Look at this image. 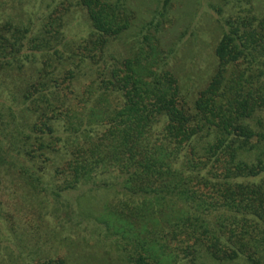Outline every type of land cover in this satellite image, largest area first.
I'll return each instance as SVG.
<instances>
[{"label":"trees","instance_id":"16d2710c","mask_svg":"<svg viewBox=\"0 0 264 264\" xmlns=\"http://www.w3.org/2000/svg\"><path fill=\"white\" fill-rule=\"evenodd\" d=\"M59 1L0 19V264H89L90 226L122 264H264V0H196L223 32L204 87L166 29L183 0Z\"/></svg>","mask_w":264,"mask_h":264},{"label":"rangeland","instance_id":"374dc122","mask_svg":"<svg viewBox=\"0 0 264 264\" xmlns=\"http://www.w3.org/2000/svg\"><path fill=\"white\" fill-rule=\"evenodd\" d=\"M52 0H0V19L6 21L10 17H14L17 20H22L23 23L28 22L30 19L36 21L34 25L40 27L42 25V16L46 11H56L59 8V0L53 6ZM136 1H133V8L136 9ZM47 4H50L49 6ZM258 5V3H257ZM250 6V5H249ZM39 15L35 18V13ZM174 16L169 18L170 21L166 23L167 31H171L173 36H181L182 45L176 64L182 70L183 77H190L191 81L197 86L204 87L213 76L217 59L215 56V48L222 37V28L218 22L217 15L209 8L202 5H196V0H183L182 3L174 6ZM188 15V16H187ZM74 20V19H73ZM69 20L63 29L72 37L75 33L88 28V23L85 17H83L82 23L78 21ZM172 25V26H171ZM84 26V27H83ZM173 28V30H172ZM34 30H39L34 28ZM168 34V32H167ZM169 36V34L167 35ZM166 36V43L169 38ZM127 37V35H126ZM126 41H129L127 38ZM29 65V64H28ZM189 78V79H190ZM88 196L81 197L82 192L76 196L67 197L75 201L76 199L81 202L85 211L92 213L97 210H101L104 205L113 197L112 192L100 191L87 193ZM47 225L58 226L60 223L62 227H57L59 232H63L62 246L63 254H69L67 251L71 249V245L74 248V242L79 240L76 238V234L71 233L68 229L64 231V227L67 226L68 220L61 218V222H58L56 218L47 217L45 220ZM86 223V222H85ZM87 224V223H86ZM89 225V224H87ZM92 228V226H90ZM90 227H82L80 237L83 241V246H75L77 252L81 257L85 259L92 258L94 261H89V264H122L119 262L120 256L113 246L112 242L104 241L98 232L92 230ZM66 239H64V238ZM60 239V237H59ZM55 241V239H53ZM69 240V241H68ZM56 243V241H55ZM67 244L69 245V248ZM74 250V249H71ZM65 254V255H66ZM119 262V263H118ZM85 264H87L85 262Z\"/></svg>","mask_w":264,"mask_h":264}]
</instances>
